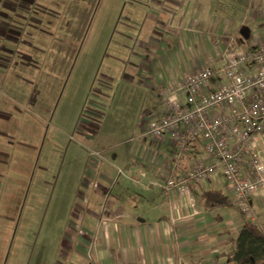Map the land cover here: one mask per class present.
Wrapping results in <instances>:
<instances>
[{
  "label": "rangeland",
  "instance_id": "rangeland-1",
  "mask_svg": "<svg viewBox=\"0 0 264 264\" xmlns=\"http://www.w3.org/2000/svg\"><path fill=\"white\" fill-rule=\"evenodd\" d=\"M5 1L13 6L7 35L20 30L22 36L14 41L0 34L10 49L0 53L1 63L10 67L8 87L0 88V264H92V254L82 249L92 248L84 230L92 229L95 219H84L83 209L76 208L87 206L81 182L94 191L103 159V167L115 169L111 183H101L108 203L115 202L124 165L143 141L130 126L143 91L123 77L139 50L130 38L144 41L143 31L156 22V5L153 0H23L21 9L20 0ZM236 1L221 0L223 16L236 9ZM233 19L242 22L241 16ZM251 21L243 25L254 28ZM238 41L242 49L256 48L242 37ZM161 150L179 151L174 144ZM93 152L99 153V166L91 164ZM120 201L131 209L141 202L132 203L128 192Z\"/></svg>",
  "mask_w": 264,
  "mask_h": 264
},
{
  "label": "crops",
  "instance_id": "crops-1",
  "mask_svg": "<svg viewBox=\"0 0 264 264\" xmlns=\"http://www.w3.org/2000/svg\"><path fill=\"white\" fill-rule=\"evenodd\" d=\"M153 1L156 5L154 17L156 22L143 31L144 41L130 38L135 41V47L139 50L132 53L134 60L126 64L127 72L130 74L123 77L132 84L136 83L140 91H143V95H140V105L144 106L141 112L144 114L137 116L142 109L138 104L135 109L136 118L130 120V126H134L139 132L144 118L156 117L164 112L159 98L162 90L180 83L186 76L211 64L214 58V43L231 41L232 47L241 45L238 41V38H241L240 29L248 19H251L254 25V28L247 25L250 32H254L248 43L253 45L258 40H264V0H247L248 3L240 0L238 6L233 3L235 5L233 8L236 9L227 17L220 11L223 3L221 0H206L208 1L206 5L203 2L205 0H163L164 4ZM22 2L23 0L16 2V6L19 5L22 9ZM0 3L6 10L5 12L0 10L3 17L0 23L4 26L0 28V34L18 41L19 36H22L20 30L15 37L7 35L8 7L13 6L5 0H0ZM17 9L11 10L17 13ZM240 16L242 22L236 25L233 18ZM233 31L236 35L232 34ZM257 36H260L259 39H256ZM0 50L1 54L10 51L1 41ZM15 64L24 66L23 62ZM8 68L10 67L2 64L0 60L2 89L8 87ZM177 96L180 99L184 98L182 95ZM34 102L36 104V100ZM104 116L105 114L102 118ZM100 129L101 126L96 135ZM81 135L85 136L83 132ZM170 145L171 143L143 137V141L134 146L131 160L127 161L123 173L121 172L124 179L117 185L115 202L108 203L109 197L105 196L106 186L111 183L115 169L103 167V159L100 162V173L96 176L94 191L84 187L82 180L81 192L85 193L80 196L87 206L78 203L76 208L83 209L81 217L84 219H95V224L92 222L90 225L92 229L84 230L94 242L92 248L86 246L82 249L88 253L87 256L92 254L93 259L89 261L90 263L232 264L227 262L222 254L227 251L229 241L239 232L244 220L231 200L226 181L221 174L215 176L206 182L201 190L195 191L194 200L186 194L163 190L158 185L161 169H157L155 163L151 161L152 158L158 155L165 161L163 171L181 173L194 159L196 161L204 156V142L200 140L190 144V151L182 155L179 151L174 154L161 150L162 146ZM258 150L264 153V137L259 143ZM167 156L170 159H166ZM203 189H222L230 202L219 207H206L201 198ZM127 192L132 203L141 201L139 208L131 209L121 204L120 199ZM137 193H140V196ZM251 202L258 224L264 230V190L253 197Z\"/></svg>",
  "mask_w": 264,
  "mask_h": 264
},
{
  "label": "built area",
  "instance_id": "built-area-1",
  "mask_svg": "<svg viewBox=\"0 0 264 264\" xmlns=\"http://www.w3.org/2000/svg\"><path fill=\"white\" fill-rule=\"evenodd\" d=\"M253 46L214 43L210 65L161 91L164 112L144 118L140 136L174 144L180 155L203 141L204 156L184 172L163 171L165 161L151 159L161 169L159 187L194 200L195 191L221 174L244 220L259 225L251 200L264 190V153L258 150L264 137V40ZM98 155L92 153L91 164L99 166Z\"/></svg>",
  "mask_w": 264,
  "mask_h": 264
},
{
  "label": "trees",
  "instance_id": "trees-1",
  "mask_svg": "<svg viewBox=\"0 0 264 264\" xmlns=\"http://www.w3.org/2000/svg\"><path fill=\"white\" fill-rule=\"evenodd\" d=\"M201 198L206 207H219L230 202L222 189H203ZM222 256L232 264H264V230L256 223L244 220Z\"/></svg>",
  "mask_w": 264,
  "mask_h": 264
},
{
  "label": "water",
  "instance_id": "water-1",
  "mask_svg": "<svg viewBox=\"0 0 264 264\" xmlns=\"http://www.w3.org/2000/svg\"><path fill=\"white\" fill-rule=\"evenodd\" d=\"M240 35L243 39L245 40H248L251 36V32H250V29L249 27L247 26H243L241 29H240Z\"/></svg>",
  "mask_w": 264,
  "mask_h": 264
}]
</instances>
